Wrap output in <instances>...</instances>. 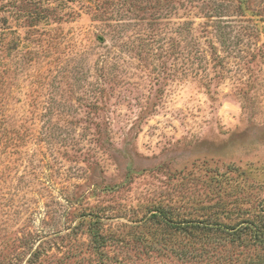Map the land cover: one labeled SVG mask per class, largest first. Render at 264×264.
<instances>
[{"label": "rangeland", "instance_id": "1", "mask_svg": "<svg viewBox=\"0 0 264 264\" xmlns=\"http://www.w3.org/2000/svg\"><path fill=\"white\" fill-rule=\"evenodd\" d=\"M156 209L264 220V0H0V264H264Z\"/></svg>", "mask_w": 264, "mask_h": 264}, {"label": "trees", "instance_id": "2", "mask_svg": "<svg viewBox=\"0 0 264 264\" xmlns=\"http://www.w3.org/2000/svg\"><path fill=\"white\" fill-rule=\"evenodd\" d=\"M157 210V209H156ZM162 209H158L157 211H153L149 217H154L158 219V223L161 221L165 224L171 223L180 228V226H186L188 229L198 230V233H203L206 237L209 238L207 242L209 246H211L210 251H215L216 247L219 248L221 246H233L234 244H239L244 242V237L246 234H249V240H260L264 241V220L259 221V223L253 224L250 221L238 220L232 224H226L221 222L220 219L211 215H206V218L195 219L189 218L185 221H182L181 218H175L176 220H171L169 217L161 215ZM223 212V210H222ZM83 217L88 216L90 219H94V221H89L88 228L89 232H91L93 241L96 244L95 246L103 245L106 241L105 236L101 234V227L97 226V222L100 220V214L90 212V209L85 212ZM149 219V218H147ZM204 229V230H203ZM225 259V257H224Z\"/></svg>", "mask_w": 264, "mask_h": 264}]
</instances>
